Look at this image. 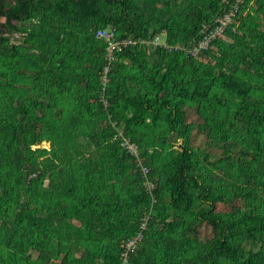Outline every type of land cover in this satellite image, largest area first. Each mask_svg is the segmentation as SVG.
I'll return each mask as SVG.
<instances>
[{
    "label": "trees",
    "instance_id": "obj_1",
    "mask_svg": "<svg viewBox=\"0 0 264 264\" xmlns=\"http://www.w3.org/2000/svg\"><path fill=\"white\" fill-rule=\"evenodd\" d=\"M240 9L193 57L166 46L201 41L223 0H0V264H264V0ZM110 30L146 43L103 85Z\"/></svg>",
    "mask_w": 264,
    "mask_h": 264
},
{
    "label": "built area",
    "instance_id": "obj_2",
    "mask_svg": "<svg viewBox=\"0 0 264 264\" xmlns=\"http://www.w3.org/2000/svg\"><path fill=\"white\" fill-rule=\"evenodd\" d=\"M246 0H223L224 5L226 6V12L215 19L210 24H206L201 32L202 40L196 42L193 46L188 47H181L177 45L175 47L168 48L175 49V50H182L187 55L198 57L201 53L207 52L213 42L216 39H220L224 36V33L229 28V26L237 25L236 19L238 18L239 14L241 13L240 4L245 3ZM98 37L105 40L108 43L107 50H106V67L103 76V85L106 84L108 80V72L115 61V53L118 51H122L128 49L130 47H136L145 44L144 41H136L131 38L118 40L116 37V33L114 30L110 31H100L98 33ZM160 37H156L151 43L154 47L165 45L163 42H159ZM106 105L108 104L105 102ZM120 136L123 138L122 146L133 156L137 158V162L141 165L140 161V151L139 147L133 144L129 139H126L123 136V133H120ZM144 173H147V169L143 168ZM137 239L130 240L126 245L123 246L125 251L122 253V258L124 263L129 262L130 253L134 251L136 248Z\"/></svg>",
    "mask_w": 264,
    "mask_h": 264
},
{
    "label": "rangeland",
    "instance_id": "obj_3",
    "mask_svg": "<svg viewBox=\"0 0 264 264\" xmlns=\"http://www.w3.org/2000/svg\"><path fill=\"white\" fill-rule=\"evenodd\" d=\"M6 19L4 17H0V23H5ZM13 42H16L15 40H12ZM166 39L165 36H161L159 38V42L165 43ZM205 60V58H203ZM187 112V122L192 123L195 128L194 131L191 134V146L195 149H198L200 151H205L206 153L211 154L212 157L220 156L222 153L220 147L215 144L214 142H211L208 140L207 134L200 130L199 125H201L202 120L197 116L196 111L194 109H188L186 108ZM122 132V131H121ZM34 148H47L49 149V143H43L40 146H36ZM202 151V152H203ZM217 211L223 212V211H229V207H225L221 204L217 205ZM199 233H200V239L201 241H209L213 237V229L207 225V224H201L199 226Z\"/></svg>",
    "mask_w": 264,
    "mask_h": 264
}]
</instances>
